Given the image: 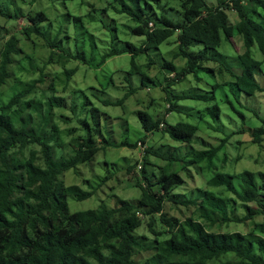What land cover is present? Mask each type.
Returning <instances> with one entry per match:
<instances>
[{
	"label": "trees",
	"instance_id": "obj_1",
	"mask_svg": "<svg viewBox=\"0 0 264 264\" xmlns=\"http://www.w3.org/2000/svg\"><path fill=\"white\" fill-rule=\"evenodd\" d=\"M115 1L121 3V7H115L116 11L128 14L137 23L131 32L147 39L141 45L133 42H127L121 48L114 45L103 55L100 65L115 55L130 53L136 66L139 54L160 47L178 34V56L187 59V63L178 70L173 61H168L163 68L176 73L173 77L168 76V80L182 81L190 74L199 75L205 62L226 60V55L216 54L218 48L223 44L224 36L235 43L234 37L238 33L243 36L247 47L243 54L238 55L237 64L242 72L237 74L234 71L238 86L250 94L264 92V86L257 79L258 68L264 59L254 56L256 46L264 54V0H217L215 4L208 0H180L184 14L181 20L159 11L156 4L160 5L163 0ZM232 8L239 15L236 23L228 11ZM28 16L32 23L25 25V33H42L38 21L46 14ZM152 22L154 26H151ZM56 42L50 43L53 49L50 59L53 61H56ZM19 43V36L14 34L1 52L0 87L7 85L13 76L14 55L22 52ZM198 43L205 49L193 50L192 47ZM73 72L68 71L70 75ZM31 83L16 92L9 101H4L0 90V264H264V221L257 220L258 215L264 214V171L260 177L253 170L243 171L239 175L242 188L235 183L237 175L216 172L209 184L224 186L234 193L230 197L214 190L203 192L201 197L187 199L175 193L184 179L173 164L209 161V167H212L215 158L226 147L228 138H224L217 147L195 150L185 156L162 153L149 144L141 170H138V162L127 168L128 176L135 178V186L142 189L138 201L121 197L114 207L102 204L99 208L73 210L70 197L80 201L90 199L104 183L96 185L85 179L90 183L89 189L78 183L68 184L63 176L67 171L78 170L80 165L92 161L101 147L94 139L91 127L89 136L80 135L72 140L74 155L67 156L63 152L59 156L56 147L63 145L65 151L66 141L54 118L57 107L64 105L65 98L53 94L44 106L43 99L30 98L32 89H36L33 85L37 84L36 80ZM169 94L168 91L167 98L175 108L179 100L207 97L196 93H172L170 96L177 98L175 103ZM127 96L107 103L122 105ZM208 112L220 117L222 109L220 106L209 107ZM255 112L261 117L258 111ZM89 113L96 130L102 133L97 121L98 107L89 109ZM36 114L40 118L39 123L36 122ZM139 115L147 132L155 134L161 130L163 118L155 119L145 110H140ZM262 119L263 124L251 130L253 141L259 144L264 143ZM199 129L196 124L180 121L167 132L174 139L190 144ZM141 140L148 142L146 136ZM129 144L137 147L138 141L133 144L123 141L121 146ZM31 145L41 148H32L29 156L24 155L25 149ZM40 153L43 164L40 163ZM225 155L228 156L227 153ZM152 157L167 159L169 163L157 165ZM156 167L160 169V175ZM105 178L109 180V176ZM166 199L176 208L191 206V216L184 219L170 213L166 209ZM239 204L246 209V214L241 217L236 216ZM139 213L148 215L150 230L156 235L155 240L149 243L146 239H151L150 236L143 235L141 239L137 233L144 224ZM158 213H161L160 220L168 225V230H158ZM233 222L251 225V231L216 230L227 228ZM144 251L149 252L147 257H141ZM229 254L234 256L233 259L224 260L223 257Z\"/></svg>",
	"mask_w": 264,
	"mask_h": 264
},
{
	"label": "rangeland",
	"instance_id": "obj_2",
	"mask_svg": "<svg viewBox=\"0 0 264 264\" xmlns=\"http://www.w3.org/2000/svg\"><path fill=\"white\" fill-rule=\"evenodd\" d=\"M208 2L215 4L217 0ZM116 6L121 7L120 1L0 0V60L5 43L12 35L19 36V46L22 48L20 54L14 55L16 61L11 66L13 76L7 85L0 87L4 101H9L16 92L35 80L37 84H34L33 88L36 85V89L35 91L32 89L30 98L43 99L44 106L53 94L65 98L64 105L57 107L54 118V123L59 125L62 138L66 141L65 151L63 145L56 147L59 156H62L63 152L67 156L74 155L76 152L72 140L80 135L89 136L93 127L94 139L99 140L101 150L92 161L80 165L78 170L67 171L63 178L68 184L78 183L89 189L90 183L85 179L92 180L96 185L101 182L104 184L90 199L80 201L70 197L73 210L99 208L102 204L114 207L119 204L118 199L121 197L134 201L141 198L142 189L135 186V178H130L127 171L128 166L142 156L141 148H132L130 144L122 147L120 143L128 141L133 144L146 136L139 115L140 110H145L154 117L163 116L169 112L167 111L169 103L171 113L166 118L169 127L180 121H187L198 125L200 129L190 144L174 139L169 132L157 131L156 138L149 140L152 148L166 154L185 156L190 152L194 153L195 150L217 147L224 138L229 139L226 147L215 158L212 169L202 165L204 163L209 165V161L188 163V166L181 162L174 163L173 167L180 171L185 179L175 193H179L185 199L201 197L203 192L208 190H214L218 194L223 192L228 197L234 196V193L224 186L214 187L209 184V180L216 172L237 175L235 183L238 188H242L239 175L243 171L253 170L259 177L264 171V143H255L251 134L253 128L263 124L264 92L250 94L240 90L237 75L234 73L242 72L237 63L238 55L247 49L243 36L236 33L235 43L224 36L223 44L217 53L213 52L226 55V60L205 62L199 70V75L190 74L182 81H173L170 78L168 80V76L173 77L176 73L172 70L171 74H168L167 68H163L168 61H173L178 70L187 63V59L178 56L180 49L178 34L169 38L160 47L150 48L139 54L136 66L132 63L130 53L115 55L100 65L103 55L112 50L114 45L118 48L127 42L141 45L147 39L146 36L134 35L131 32L137 23L128 14L117 12ZM156 6L160 12L165 11L177 20L184 19L180 0H163ZM42 12L46 14L45 18L38 21L42 33L34 31L26 34L25 25L32 23L28 21V15ZM229 13L236 23L239 20L238 12L233 9ZM54 40L57 41L56 61L50 59L53 51L50 43ZM199 48L205 49L201 43L192 47L193 50ZM79 53L81 54L79 57H67ZM254 56L259 60L264 59L259 46L254 47ZM258 69L257 79L264 86V63ZM68 71H74L73 75L71 76ZM168 91L177 95L196 93L207 97L179 100L178 107L175 108L167 98ZM127 94L122 105L107 103L118 101ZM170 99L176 103L177 98L170 96ZM94 106L99 109L97 121L100 122L102 133L96 130L92 114H88V110ZM215 106L222 109L220 117L208 112L209 107ZM255 111H258L261 117L255 114ZM36 122H40L37 114ZM32 148L40 150L41 147L31 145L25 149L24 155L29 156ZM20 156L23 155L20 153ZM152 159L157 165L169 163L164 158ZM43 162L40 153V163ZM155 169L160 175V169ZM106 176H109L108 181ZM241 202L239 200L238 203ZM255 204L253 205L256 206ZM190 207L176 208L168 202L166 209L173 215L185 219L193 212ZM245 214V207L239 204L236 216L241 217ZM142 216L144 224L137 233L141 239L143 235L150 236L151 239H146V243H149L155 240L156 235L150 230L149 217L143 213ZM257 220L264 221V214L258 215ZM157 228L159 231L168 230V225L162 223L160 215ZM251 228V225L244 222H233L227 228L224 226L216 230L246 233L250 232ZM148 255L149 252L144 251L141 257ZM233 257L229 254L223 259Z\"/></svg>",
	"mask_w": 264,
	"mask_h": 264
},
{
	"label": "clouds",
	"instance_id": "obj_3",
	"mask_svg": "<svg viewBox=\"0 0 264 264\" xmlns=\"http://www.w3.org/2000/svg\"><path fill=\"white\" fill-rule=\"evenodd\" d=\"M234 8H232L231 10H233ZM235 10V9H234ZM228 11H230V10H228ZM153 23V22H152ZM152 26V25H151ZM153 26H154V23H153ZM243 54V53H242ZM167 69H169V68H167ZM167 69H166V71H167ZM169 70H171V69H169ZM11 71H12V68H11ZM174 72V71H173ZM168 74H171V72H168ZM167 111H169L167 114H165V115H163V116H158V117H156L155 116V119H158V118H163V123L161 124V126H160V128H161V130L160 131H162V132H164V133H168L167 131V129H169L170 127H169V124H168V122L166 121V118H167V115L168 114H170L171 113V103H169V106H168V108H167ZM146 137H147V141L148 142H144V141H142L141 140V138H139L138 139V145H137V147H132V148H141V151H142V156H140L139 157V159L136 161V162H138V170H141V168L143 167V165H144V162H143V159H144V156L146 155V150H147V148H148V146H149V140L151 139V138H156V134H153V133H150V132H147L146 131ZM105 139V138H104ZM106 140V139H105ZM98 142H99V140H98ZM102 143H104V142H102ZM123 143V141L120 143V146H121V144ZM137 143V142H136ZM100 145V144H99ZM126 146H128V145H126ZM122 147H125V146H122ZM101 150V149H100ZM221 152V151H220ZM99 153V152H98ZM152 161H154L153 159H152ZM190 163H195V161L194 162H190ZM168 164V163H167ZM166 165V164H165ZM187 166H188V164H186ZM199 165H201V164H199ZM202 165H206L207 166V168L208 169H212L213 167H214V165L212 166V167H209V165L207 164V163H204V164H202ZM156 168H158V167H156ZM180 172V171H179ZM181 174V173H180ZM181 176L183 177V175L181 174ZM183 179H184V177H183ZM185 180V179H184ZM182 198L184 199V197L182 196ZM170 203V201L168 200V199H166V203ZM144 214V213H143ZM139 215H140V217L142 218V219H144L143 218V216H142V213H139ZM145 215H147V214H145ZM158 215H161V213H158L157 214V216ZM148 216V215H147Z\"/></svg>",
	"mask_w": 264,
	"mask_h": 264
},
{
	"label": "water",
	"instance_id": "obj_4",
	"mask_svg": "<svg viewBox=\"0 0 264 264\" xmlns=\"http://www.w3.org/2000/svg\"><path fill=\"white\" fill-rule=\"evenodd\" d=\"M168 72H172V70L167 69Z\"/></svg>",
	"mask_w": 264,
	"mask_h": 264
},
{
	"label": "built area",
	"instance_id": "obj_5",
	"mask_svg": "<svg viewBox=\"0 0 264 264\" xmlns=\"http://www.w3.org/2000/svg\"><path fill=\"white\" fill-rule=\"evenodd\" d=\"M151 25L153 26V23H151Z\"/></svg>",
	"mask_w": 264,
	"mask_h": 264
}]
</instances>
